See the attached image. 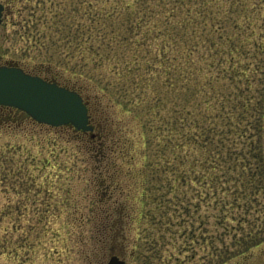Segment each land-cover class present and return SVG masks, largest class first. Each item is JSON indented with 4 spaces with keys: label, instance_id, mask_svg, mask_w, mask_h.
Wrapping results in <instances>:
<instances>
[{
    "label": "trees",
    "instance_id": "obj_1",
    "mask_svg": "<svg viewBox=\"0 0 264 264\" xmlns=\"http://www.w3.org/2000/svg\"><path fill=\"white\" fill-rule=\"evenodd\" d=\"M263 6V0H75L67 21L54 13L50 24L62 40L52 39L53 56L63 66L65 57H76V68L71 67L76 77L60 82L54 72L48 80L82 95L93 128H53L67 133L75 160L85 163L88 175L76 186L92 203L87 217L81 211L75 230L83 244L78 255L88 258L85 224L95 254L104 259L114 246L123 248L131 229L137 244L141 226L153 214L166 226L174 217L178 227L192 216L197 227L187 240L204 238L212 247L216 238L233 241V224L261 212L264 98L252 95H264V18L252 14L262 13ZM33 21L22 19V36L45 48ZM129 95H141L139 105L130 107ZM24 124L49 128L0 105V129ZM151 189L170 195L152 215L146 211ZM5 215L0 210V219ZM209 217L218 234L202 237L201 230L210 232ZM244 233L238 252L264 239ZM6 237L0 226V240L5 243ZM206 255L208 264L231 256L227 247L218 253L212 247Z\"/></svg>",
    "mask_w": 264,
    "mask_h": 264
},
{
    "label": "rangeland",
    "instance_id": "obj_2",
    "mask_svg": "<svg viewBox=\"0 0 264 264\" xmlns=\"http://www.w3.org/2000/svg\"><path fill=\"white\" fill-rule=\"evenodd\" d=\"M0 2L5 6L0 24V65L18 66L47 79L52 78V73L59 72L60 82H64L66 78L73 82L76 74L71 67L76 68V57H65L63 61L66 64L63 66L53 56L55 47L51 42L57 40L59 43L62 35L58 28L57 31L52 29L50 19L57 13V18L63 14L67 21L73 14L75 0H62L65 5L60 4V0ZM262 9V13L257 11L252 15L263 19L264 6ZM256 10L258 9L254 11ZM22 19H29V23L32 19L33 22L38 21L40 35L43 34L46 41L45 48L38 40L22 36ZM117 96L122 99L125 95ZM140 96L129 95L130 101H133L130 107L139 105ZM252 96L256 100L264 98L258 92ZM53 128L56 127L24 124L16 130L9 127L0 129V210L6 213L0 219V226L7 232L5 243L0 240V264H106L110 254L118 255L126 264H208L210 255L206 254L212 247L215 253L227 247L231 254L220 264H264V239L249 249L245 248V252H238L242 249L238 239L245 237V231L250 232V237L264 238V205L259 213L249 212L246 222L233 224L237 228L233 241L230 238L224 241L216 238L211 247L204 245V238H200L198 242L190 237L187 240L190 229L197 227V224H191L192 216L186 215L180 227L174 217V223H168V226L166 221H158L160 214L151 213H156V208L164 204L162 200L170 195L161 192L163 190L155 192L152 189L146 211L153 218H149L141 226L140 234L136 238L137 244L135 231L131 229L129 238L123 242V248L114 246L103 259L102 254H95L90 227L85 224L82 236L83 241L90 245L88 258L78 255L77 251L83 244L78 241L75 230L81 211L87 217L92 203L90 195L77 194L76 186H80L79 183L88 178V175L83 172L85 163L75 160V146L67 140V133H56ZM151 137L155 138L154 135ZM53 138L56 140H51ZM155 183L157 182L153 181ZM258 199L264 202V191ZM205 210L206 206L201 203L199 212L202 216ZM208 219L207 228L210 232L203 233L201 230V236L210 233L217 236L213 219ZM216 231L219 232L218 227ZM187 243L188 249L184 250Z\"/></svg>",
    "mask_w": 264,
    "mask_h": 264
},
{
    "label": "water",
    "instance_id": "obj_3",
    "mask_svg": "<svg viewBox=\"0 0 264 264\" xmlns=\"http://www.w3.org/2000/svg\"><path fill=\"white\" fill-rule=\"evenodd\" d=\"M3 5L0 3V23ZM0 105L17 108L37 123L51 127L72 125L92 131L86 103L75 90L25 72L14 65H0ZM106 264H126L116 254Z\"/></svg>",
    "mask_w": 264,
    "mask_h": 264
}]
</instances>
